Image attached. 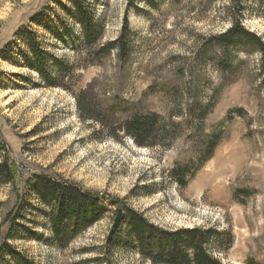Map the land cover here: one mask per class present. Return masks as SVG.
Returning <instances> with one entry per match:
<instances>
[{"label":"rangeland","instance_id":"obj_1","mask_svg":"<svg viewBox=\"0 0 264 264\" xmlns=\"http://www.w3.org/2000/svg\"><path fill=\"white\" fill-rule=\"evenodd\" d=\"M230 1L218 0L201 17L186 8L165 7L149 16L130 13L138 48L131 66L120 67L110 59L79 73L78 87L100 79L105 89L120 93L135 109L168 118L174 142L167 149L140 148L129 138L114 141L99 135L98 127L79 119L70 94L46 88L21 62L13 65L0 58V135L18 172L17 189L0 185V240L16 194L23 192L27 179L43 175L77 183L100 198L123 200L168 230L216 229L229 243L225 252L216 254L223 264H264L263 57L249 47L245 52L233 49L228 71H222L219 58L212 60V50L207 49L206 56L197 51L209 36L227 30L222 14ZM87 2L106 23L104 40H115L126 0ZM36 14L51 25L65 20L54 0H0V51L16 48V34L24 28L36 32L51 47V55L72 61L68 47L31 24ZM243 23L264 43V9L257 8L255 0ZM152 86L154 92L149 91ZM207 106L199 123L198 112ZM212 135L220 136L213 158L200 170L193 167L186 187L177 185L171 172L197 163ZM110 226L108 215L64 252L26 239L11 245L35 264H84L97 258ZM34 228L43 238L48 236ZM113 264L145 263L124 251L114 255Z\"/></svg>","mask_w":264,"mask_h":264},{"label":"trees","instance_id":"obj_2","mask_svg":"<svg viewBox=\"0 0 264 264\" xmlns=\"http://www.w3.org/2000/svg\"><path fill=\"white\" fill-rule=\"evenodd\" d=\"M65 1L54 0L65 15V20L51 25L46 23L45 16L36 14L31 24L43 29L44 35L51 36L55 43L68 47L74 55L72 61L51 55V47L36 32L24 28L16 34V48H4L0 51V58L13 65H20L18 63L21 62L24 68L39 76L46 88L61 89L70 94L75 100L79 119L98 127L99 135L114 141L129 138L140 148L167 149L168 143L174 142L169 137L168 118L135 109L120 93L114 92L112 95L100 79L92 80L84 88L78 87L82 79L79 73L101 67L110 59L120 67L131 66L138 48L136 33L129 23L130 13L149 16L152 12H161L165 7H168V11L186 8L189 13L201 17L211 12L218 0H126L119 35L110 42L104 40L106 23L91 3L87 0ZM253 1L231 0L224 6L222 14L223 22L228 25L227 30L209 36L197 48L203 56H206L207 49L212 50L215 54L212 60L216 62L219 58L217 66L222 71H228L231 50L245 52L244 47H249L250 52L256 51L262 55L264 76V43L243 23L245 12ZM255 5L263 10L264 0H255ZM154 89L152 86L149 91L154 92ZM208 108L199 110V123L203 122ZM219 142V135L208 137L198 162L176 167L171 172V179L177 185L186 187L195 173L192 172L193 167L195 171L200 170L210 161ZM17 176L6 142L0 135V185L17 189ZM23 188L22 193L16 194L17 203L4 223L8 228L0 240V264H35L11 245L21 239L64 252L108 215L111 226L103 248L97 258L84 264H113L114 255L124 251L135 253L145 264H223L216 254L225 252L229 246L216 229L168 230L153 224L123 200L109 196L100 198L98 194L71 181L38 175L27 179ZM103 199L109 204L103 203ZM40 219L41 224L38 222ZM34 227L44 229L48 236L43 238L38 234V228Z\"/></svg>","mask_w":264,"mask_h":264}]
</instances>
